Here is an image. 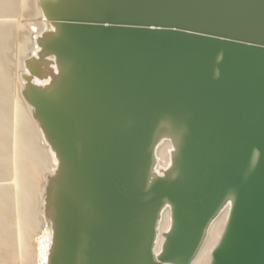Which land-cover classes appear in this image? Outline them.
<instances>
[{
    "label": "water",
    "instance_id": "95a60500",
    "mask_svg": "<svg viewBox=\"0 0 264 264\" xmlns=\"http://www.w3.org/2000/svg\"><path fill=\"white\" fill-rule=\"evenodd\" d=\"M38 3L42 264H192L226 209L210 264H264V0Z\"/></svg>",
    "mask_w": 264,
    "mask_h": 264
},
{
    "label": "bare ground",
    "instance_id": "6f19581e",
    "mask_svg": "<svg viewBox=\"0 0 264 264\" xmlns=\"http://www.w3.org/2000/svg\"><path fill=\"white\" fill-rule=\"evenodd\" d=\"M17 3L18 4L21 3L20 7L23 9V11L19 12L17 10L19 13L12 14L11 10L9 12H6L4 10L5 11L4 13H0V28H2L1 26L5 25V23L9 21H11L12 22L11 24H13V31L15 30L14 27L16 28V30L14 31L15 32L14 38H12L8 43L9 47L6 48V45L2 44V48L3 47L5 48L4 54L5 56H7V60H8L7 61L6 59L2 58L5 60L4 62L7 61L6 64H4L8 70V74L6 73L7 74L6 79L7 80L10 79L11 81H13V85H15V89H14L15 101L13 102L15 103V107H14V111H13L14 115H13V119L11 123L6 120L3 121V119L5 118L2 119V115L0 111V132L1 131L4 132V131H7L8 129L9 130L11 129V134H12V142H13L14 149L12 148L13 149L12 156H11L12 157L11 159L12 160V173H11L12 176L10 178L9 184L13 190L12 195L10 194V198L12 200V203L15 205V208L17 209L18 228L17 226L16 228L18 229V233L20 237V248L22 245H25V243L22 244L23 234H25L27 237V241L25 239V241L27 242V245L25 247H27L28 249H31V256L29 257V259L31 260V264H42L41 259L43 255V249H41V242L39 239V235L41 234L43 230V226H44V221H43L44 212H45L44 198L47 193V184H48L47 176L49 174L54 173V169L56 166H55V162L53 159V154L50 151V147L47 146L46 143L44 142V137L40 129V126H38L37 120L34 117L33 107L28 102H26L24 98L23 92H24L25 85L23 84V81L21 80L19 74L21 71L25 70L24 61L26 57H28L31 51L34 49L35 41L33 39V35L34 34L40 35L42 33L44 29V23H43L42 10L40 8L38 0H20V2H17ZM13 6H10V8ZM21 8H18L16 5L15 10L21 9ZM10 16L13 17L11 18L12 20L9 18L8 19L5 18V17H10ZM2 35L0 34V40L1 38H5L9 36L8 34V36L6 35L4 37L3 35L2 37ZM10 36L8 38H10ZM6 39L7 38H5V40ZM3 40L4 39H2V42ZM14 42H16L17 44L16 47H15ZM3 49H1V44H0V50H3ZM0 56H3V55H0ZM1 61L2 60L0 59V62ZM4 65L0 64V67ZM2 84H4V82ZM8 122L10 124H8ZM24 124L27 126V128L24 126ZM28 129L30 130L32 134V137H31L32 144L36 146V149L38 150V153H39L37 155L38 156L37 163L35 161L37 165L36 168H37L38 180H31L29 182L26 180L27 182H25L23 178L24 167L18 164L17 159L19 157H23L26 155L25 150H27V148L24 147L23 133L26 131L28 132ZM0 147H2V142H0ZM171 148H172V143H170L169 141L163 142V144L158 148L157 155L159 158V163L163 165L164 167H167L169 165ZM29 160L31 161L33 159L30 158L29 156ZM35 163L33 161L32 164H35ZM0 187L3 190L7 189L6 185H3V184H1ZM6 192L7 191L3 192L4 196H5L4 193ZM8 203L10 204L11 202H8ZM228 215H229V209H226L214 220V222L212 223V226L209 229L208 236L203 244V247L198 253V255L195 257V260L193 261L192 264H210L211 263L212 252L214 251L215 247L218 245V242L226 228V225H227L226 222L228 219ZM13 224L11 225L12 227H13ZM160 225H161L162 231H166L167 229H169L170 227V212L169 211H166L163 214V219ZM6 227L8 228L10 226H5V228ZM12 232L13 231L10 232L9 230L8 233L12 234ZM4 237L6 239L7 236L4 235ZM15 237L16 239L18 238V236H15ZM23 248H21V250ZM16 250H19V247ZM1 258L3 257H0V259ZM21 258H23V256H21ZM165 264H169V263H165Z\"/></svg>",
    "mask_w": 264,
    "mask_h": 264
},
{
    "label": "rangeland",
    "instance_id": "374dc122",
    "mask_svg": "<svg viewBox=\"0 0 264 264\" xmlns=\"http://www.w3.org/2000/svg\"><path fill=\"white\" fill-rule=\"evenodd\" d=\"M17 2H20V0H0V11H2L0 13H4L5 11L9 12L11 10L12 14H17L20 11H23V9L20 7L21 3L18 4ZM8 5H9V7H8ZM16 5L18 8H21V9L15 10ZM10 6H13V7L10 8ZM13 10H14V12H13ZM15 11H16V13H15ZM5 18L11 19L13 17L10 16V17H5ZM11 23L12 22L9 21V22L5 23V25L1 26L2 28H0V34L2 35V33H3L4 37L6 35L8 36V34L10 36L12 33L10 38H8L9 36L5 37V38H7L6 39L7 41L5 40V38H1L0 42H2V39H4L3 42L0 43L1 49L4 48V47L2 48V44L6 45V48L9 47L8 46L9 41L12 38H14V35H15L14 31L16 30V28L14 27L15 30L13 31V24H11ZM6 30L8 33L6 32ZM3 35H2V37H3ZM14 44L16 47V45H17L16 42H14ZM0 51H1L0 55H3V56H0L1 57L0 59L2 60L0 62V64L4 65L8 61L7 56H5V54H4L5 48L3 50H0ZM2 58L6 59L7 61L4 62L5 60ZM0 70H1L0 71V75H1L0 76V111H1L2 119L5 118V119H3V121L6 120V121H9L11 123V121L13 119V115H14L13 111H14V107H15V103H13L15 101V92H14L15 85H13V81H11L10 79H8V80L6 79V76L8 74V70H7L6 66L4 65V66L0 67ZM3 82H4V84H2ZM9 122H8V124H10ZM24 126L27 128V126L25 124H24ZM26 128H24V129H26ZM24 131H26V130H24ZM31 137H32V134H31L29 129H28V132L26 131L23 133L24 147L27 148V150H25V148H24V150L26 151L25 152L26 155L23 157H19L20 159L19 158L17 159L18 164L21 165L22 167H24L23 178H24L25 182H27V181L29 182L31 180H38L36 163L38 161L37 155L39 153H38V150L36 149V146H34V144H32V138ZM0 142H2V147L5 148V149H3L2 147H0V185L3 184V185H6V187H7V189H5V190H3L0 187V189H1L0 190V228H1V230H0V257H3L0 259V264H21V263L22 264H25V263L31 264V260L29 259V257L31 256V249H28L27 247H25L27 245V242H26L27 237L25 234H23V240H22V244L25 243V245L21 244L22 245L21 248H23V247L24 248L22 250L20 248V237H19V233H18V229H17L18 228L17 209L15 208V205L12 203V200L10 198V194L12 195V193H13L12 187H10L9 182H10V178L12 176V174H11L12 173V160H11L12 157L11 156H12V152L14 149L13 142H12L11 129L10 130L8 129L7 131H4V132H2V131L0 132ZM29 156L33 160L30 161ZM33 161H34V163L36 161V163L32 164ZM29 178H30V180H29ZM4 191H7L6 193H4L5 196L3 195ZM8 202H11V203L9 204ZM15 221H16V223H15ZM13 223H15V224H13ZM12 224H13V227L11 226ZM5 226H10V227H8L9 228L8 229L7 227L5 228ZM16 226H17V228H16ZM9 230H10V232L13 231L12 234L8 233ZM2 231H3V233H2ZM4 235L7 236L6 239H5ZM15 236H18V238L16 239ZM25 239H26V241H25ZM18 247H19V250H16V249H18ZM24 249H25V251H24ZM22 251H24V252H22ZM20 252H21V254H20ZM26 255H27V257H26ZM21 256H23V258H21Z\"/></svg>",
    "mask_w": 264,
    "mask_h": 264
}]
</instances>
